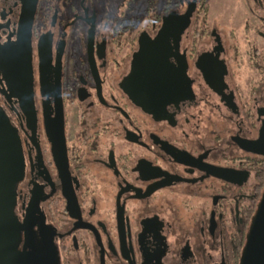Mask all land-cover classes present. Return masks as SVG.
Masks as SVG:
<instances>
[{"label":"flooded vegetation","instance_id":"1","mask_svg":"<svg viewBox=\"0 0 264 264\" xmlns=\"http://www.w3.org/2000/svg\"><path fill=\"white\" fill-rule=\"evenodd\" d=\"M248 4L238 22L206 0H0L15 253L31 224L42 263L50 238L57 264H238L264 189V0Z\"/></svg>","mask_w":264,"mask_h":264},{"label":"water","instance_id":"2","mask_svg":"<svg viewBox=\"0 0 264 264\" xmlns=\"http://www.w3.org/2000/svg\"><path fill=\"white\" fill-rule=\"evenodd\" d=\"M32 23V12H23L21 23V34L19 50L17 56L19 58V79L23 80L25 67L27 65V73H30V51H29V35ZM165 36H158L153 42H160ZM141 57L145 65V71L157 70V60L153 58H144V52ZM24 66H21L23 65ZM157 67V68H156ZM155 75L149 74L146 77L147 85H155ZM31 92V89H29ZM55 149H56V167L61 175V116L55 121ZM22 157L18 145L10 142L0 133V264H57L52 240L43 238L42 256L44 263L36 255H26L25 249L30 246L33 234V225L24 226V252L15 253L11 247L18 242L19 223L13 215V199L11 197L14 177L20 179L22 176ZM238 264H264V189L257 204L255 213L251 219L250 225L244 239Z\"/></svg>","mask_w":264,"mask_h":264},{"label":"rangeland","instance_id":"3","mask_svg":"<svg viewBox=\"0 0 264 264\" xmlns=\"http://www.w3.org/2000/svg\"><path fill=\"white\" fill-rule=\"evenodd\" d=\"M144 1L145 3H147V0H144ZM248 1L249 0H206V3L207 5L211 7L210 8L211 13L218 12V15L224 16L223 12L225 11V16L227 19H228V16L234 17L233 19H235V14H237V17L235 20L239 22V19L241 17L240 12L241 10H244V8L247 5H249ZM231 14H234V16H232Z\"/></svg>","mask_w":264,"mask_h":264}]
</instances>
